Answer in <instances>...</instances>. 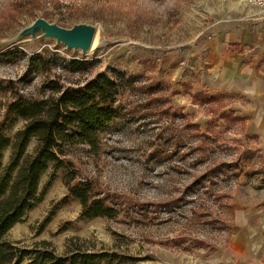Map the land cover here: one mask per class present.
<instances>
[{"label":"rangeland","instance_id":"374dc122","mask_svg":"<svg viewBox=\"0 0 264 264\" xmlns=\"http://www.w3.org/2000/svg\"><path fill=\"white\" fill-rule=\"evenodd\" d=\"M262 12L245 0H0V119L10 84L40 98L44 79L58 74L69 87L112 69L133 80L118 97L121 117L97 131L98 149L67 144L66 164L41 173L42 198L4 238L45 241L58 253L106 251L96 264H264V143L235 110L236 94L206 46ZM37 16L95 24L91 47L43 36L7 41ZM233 49L224 43L222 53ZM164 106L171 113L161 114ZM185 121L190 129H175ZM23 124L18 117L5 133L13 138ZM37 143L31 137L26 153ZM10 153L3 150V164ZM219 161L234 173L211 171ZM69 169L92 181L113 216L80 214L63 180ZM204 173L202 184L190 183Z\"/></svg>","mask_w":264,"mask_h":264},{"label":"trees","instance_id":"16d2710c","mask_svg":"<svg viewBox=\"0 0 264 264\" xmlns=\"http://www.w3.org/2000/svg\"><path fill=\"white\" fill-rule=\"evenodd\" d=\"M3 53L7 55V52ZM81 63L77 59L70 61L71 66H77L76 69ZM59 77L58 74L44 79L45 94L40 98L25 95L13 84L8 87L10 97L6 114L0 119V264H96L107 255L106 251L81 250L79 247L58 253L45 241L27 247L4 238L7 230L42 198L43 191H38L41 173L48 167L58 168L66 164L64 150L67 144H86L92 152L98 149L97 131L121 117L123 112L118 97L133 81L117 69L110 73L99 72L84 83L71 87L60 83ZM164 107H160L161 114L171 113L170 106ZM8 117L11 119L7 122ZM18 117L24 119V124L10 138L5 129ZM189 125L185 121L174 127L187 131ZM31 137H36L38 143L28 154L26 146ZM178 143L176 140L175 150ZM9 146L11 153L7 163L3 164L2 152ZM220 162H216L211 171L230 170L225 174L230 175L234 167ZM217 166L221 168L215 169ZM205 179L206 173L197 174L190 183L202 184ZM63 180L68 193L80 201L82 216H113L115 207L95 194L91 180L77 178L72 169L66 171Z\"/></svg>","mask_w":264,"mask_h":264},{"label":"crops","instance_id":"0c3cea01","mask_svg":"<svg viewBox=\"0 0 264 264\" xmlns=\"http://www.w3.org/2000/svg\"><path fill=\"white\" fill-rule=\"evenodd\" d=\"M224 43L234 47L230 56L222 53ZM206 46L215 53L223 79L227 77L224 86L228 85L236 94L235 110L245 116L247 127L255 130L259 141L264 143V13H257L239 29L220 31ZM242 97L245 100L241 105Z\"/></svg>","mask_w":264,"mask_h":264},{"label":"water","instance_id":"95a60500","mask_svg":"<svg viewBox=\"0 0 264 264\" xmlns=\"http://www.w3.org/2000/svg\"><path fill=\"white\" fill-rule=\"evenodd\" d=\"M95 32L96 25L91 22L78 21L70 26H63L55 21H49L42 16H37L22 26L7 41L14 43L27 36L31 38L43 36L63 43L66 48L79 49L81 52H86L92 45Z\"/></svg>","mask_w":264,"mask_h":264},{"label":"built area","instance_id":"2783aa9c","mask_svg":"<svg viewBox=\"0 0 264 264\" xmlns=\"http://www.w3.org/2000/svg\"><path fill=\"white\" fill-rule=\"evenodd\" d=\"M248 3H251L259 8L264 9V0H245Z\"/></svg>","mask_w":264,"mask_h":264}]
</instances>
